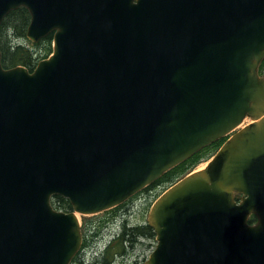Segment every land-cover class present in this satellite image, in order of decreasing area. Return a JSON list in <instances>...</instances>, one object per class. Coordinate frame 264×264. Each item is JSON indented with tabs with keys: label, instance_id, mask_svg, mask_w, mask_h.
Here are the masks:
<instances>
[{
	"label": "water",
	"instance_id": "obj_1",
	"mask_svg": "<svg viewBox=\"0 0 264 264\" xmlns=\"http://www.w3.org/2000/svg\"><path fill=\"white\" fill-rule=\"evenodd\" d=\"M20 6L54 53L30 71L0 50V264H70L78 213L125 201L247 116L154 201L144 264H264V0H0V26Z\"/></svg>",
	"mask_w": 264,
	"mask_h": 264
},
{
	"label": "trees",
	"instance_id": "obj_2",
	"mask_svg": "<svg viewBox=\"0 0 264 264\" xmlns=\"http://www.w3.org/2000/svg\"><path fill=\"white\" fill-rule=\"evenodd\" d=\"M30 19V12L25 6H20L19 8L10 11L3 19L0 26V49L2 52V63L5 67L22 64L28 67L30 70H33L38 60L47 57L52 52V33L41 39L39 42H32L27 38L26 33ZM263 64L264 61L262 66ZM224 140L225 138H221L209 146L203 148L184 162L167 171L150 186L166 185L187 174L193 170L201 160H206L211 157V155L216 152ZM52 201L54 206L58 209L65 211L72 209V204L70 201L63 196L56 195L53 197ZM253 220H255L254 215H252L250 218V221ZM139 228L140 230H135L129 229L127 225L123 227L122 231H120L121 233H119L116 238H114V240L116 239L118 241L114 243L118 252H121L120 250H122L124 243L131 241L137 236H154L153 229L150 226L144 225L143 227ZM94 242L95 241L91 242L90 247H93ZM102 254L103 251L97 259L102 258L103 260H106ZM112 254L113 251H111V255ZM111 255L108 257L112 258L113 256Z\"/></svg>",
	"mask_w": 264,
	"mask_h": 264
},
{
	"label": "rangeland",
	"instance_id": "obj_3",
	"mask_svg": "<svg viewBox=\"0 0 264 264\" xmlns=\"http://www.w3.org/2000/svg\"><path fill=\"white\" fill-rule=\"evenodd\" d=\"M262 74L264 75V64L262 66ZM250 119H246L244 123L249 122ZM208 160H201L195 167L199 169L206 165ZM156 186L155 195L147 203L137 202L125 215L116 216L114 214L118 208H111L106 211H102L96 214H79L80 223L82 225V231L87 232L91 237V241H95L93 247L86 248L87 264L95 260V257L101 255L104 244L108 240L114 239L120 231H122L125 225H135L140 222H145L148 216L149 208L155 197H158L169 185ZM118 242V241H116ZM156 239L154 238H142L138 243L131 245L130 241L124 243L121 252H118L116 246L113 245L111 250L112 262L108 264H143L145 257L153 250ZM114 248V249H113ZM121 249V247H120ZM91 253V254H88ZM110 257V255H109Z\"/></svg>",
	"mask_w": 264,
	"mask_h": 264
},
{
	"label": "flooded vegetation",
	"instance_id": "obj_4",
	"mask_svg": "<svg viewBox=\"0 0 264 264\" xmlns=\"http://www.w3.org/2000/svg\"><path fill=\"white\" fill-rule=\"evenodd\" d=\"M155 187H147L144 188L142 191L138 192L137 194H135L134 196H132L128 201H126L125 204H123L122 206H120L116 212L114 214H116V216L119 215H125L127 212H130V210H132L131 208L139 201H142L140 203H147L155 194ZM144 225L148 226L147 221L145 222H140L138 224L132 225L129 227V229H139V227H143ZM142 238H151V237H145V236H137L136 238H133L130 243L131 245L133 243H138ZM91 237L88 236V233L84 231L83 233V242H82V247L79 251V253L74 257L72 264H86V260L82 257V255L85 253L86 248H88L90 246L89 243H91ZM117 240L112 239V240H108L105 244H104V250H103V254L102 256H104V258L106 260L101 259H97L94 262H91L92 264H108L110 262H112V258H109L108 256L111 255V246L114 245V243ZM107 258H106V257ZM112 256V255H111Z\"/></svg>",
	"mask_w": 264,
	"mask_h": 264
},
{
	"label": "bare ground",
	"instance_id": "obj_5",
	"mask_svg": "<svg viewBox=\"0 0 264 264\" xmlns=\"http://www.w3.org/2000/svg\"><path fill=\"white\" fill-rule=\"evenodd\" d=\"M252 120H253V119H252ZM204 166H205V165H204ZM204 166H203V167H204ZM201 168H202V167H201Z\"/></svg>",
	"mask_w": 264,
	"mask_h": 264
}]
</instances>
